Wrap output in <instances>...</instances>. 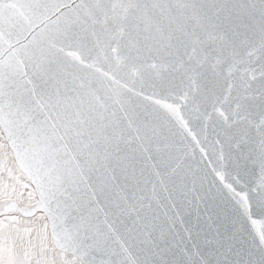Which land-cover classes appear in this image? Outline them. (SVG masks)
I'll list each match as a JSON object with an SVG mask.
<instances>
[{
	"label": "snow or ice",
	"instance_id": "6c2138e0",
	"mask_svg": "<svg viewBox=\"0 0 264 264\" xmlns=\"http://www.w3.org/2000/svg\"><path fill=\"white\" fill-rule=\"evenodd\" d=\"M0 264H264V0H0Z\"/></svg>",
	"mask_w": 264,
	"mask_h": 264
}]
</instances>
